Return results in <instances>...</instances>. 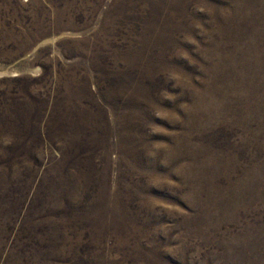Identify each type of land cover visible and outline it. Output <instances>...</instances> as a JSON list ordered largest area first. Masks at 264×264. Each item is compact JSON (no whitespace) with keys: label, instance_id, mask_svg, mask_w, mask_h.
<instances>
[{"label":"rangeland","instance_id":"374dc122","mask_svg":"<svg viewBox=\"0 0 264 264\" xmlns=\"http://www.w3.org/2000/svg\"><path fill=\"white\" fill-rule=\"evenodd\" d=\"M0 264H264V0H0Z\"/></svg>","mask_w":264,"mask_h":264}]
</instances>
